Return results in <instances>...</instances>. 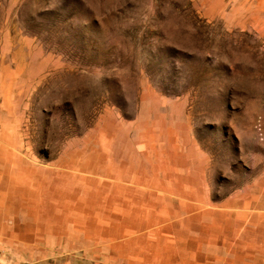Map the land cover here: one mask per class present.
Instances as JSON below:
<instances>
[{"label": "rangeland", "instance_id": "374dc122", "mask_svg": "<svg viewBox=\"0 0 264 264\" xmlns=\"http://www.w3.org/2000/svg\"><path fill=\"white\" fill-rule=\"evenodd\" d=\"M0 247L264 264V0H0Z\"/></svg>", "mask_w": 264, "mask_h": 264}, {"label": "built area", "instance_id": "2783aa9c", "mask_svg": "<svg viewBox=\"0 0 264 264\" xmlns=\"http://www.w3.org/2000/svg\"><path fill=\"white\" fill-rule=\"evenodd\" d=\"M0 264H3V250L0 247Z\"/></svg>", "mask_w": 264, "mask_h": 264}, {"label": "bare ground", "instance_id": "6f19581e", "mask_svg": "<svg viewBox=\"0 0 264 264\" xmlns=\"http://www.w3.org/2000/svg\"><path fill=\"white\" fill-rule=\"evenodd\" d=\"M116 182V181H115ZM109 216V215H108ZM109 227V226H108ZM102 228V227H101ZM101 228H99V229H101ZM99 229H98V231H99ZM109 229V228H108ZM100 231H104V230H100ZM106 232V231H105ZM108 232H109V230H108ZM104 233V232H103Z\"/></svg>", "mask_w": 264, "mask_h": 264}]
</instances>
